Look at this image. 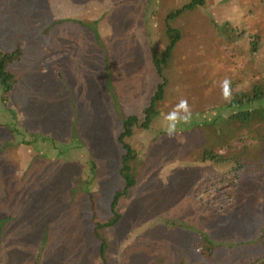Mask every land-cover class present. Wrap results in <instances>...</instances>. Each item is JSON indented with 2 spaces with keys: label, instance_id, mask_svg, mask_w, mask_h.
Returning a JSON list of instances; mask_svg holds the SVG:
<instances>
[{
  "label": "rangeland",
  "instance_id": "rangeland-1",
  "mask_svg": "<svg viewBox=\"0 0 264 264\" xmlns=\"http://www.w3.org/2000/svg\"><path fill=\"white\" fill-rule=\"evenodd\" d=\"M187 1L0 0V46L21 49L0 100V264H101L96 229L110 264H245L264 251V159H202L252 140L255 123L226 141L217 128L225 78L230 100L264 84V0H205L171 20L166 90L142 127L166 14ZM182 98L193 117L169 139L163 115ZM130 114L136 182L124 189Z\"/></svg>",
  "mask_w": 264,
  "mask_h": 264
},
{
  "label": "trees",
  "instance_id": "trees-1",
  "mask_svg": "<svg viewBox=\"0 0 264 264\" xmlns=\"http://www.w3.org/2000/svg\"><path fill=\"white\" fill-rule=\"evenodd\" d=\"M205 0H188L186 3L170 10L166 14V29L169 42L163 49L161 54L155 57L156 70L158 75V83L154 93L149 98V103L144 108V121L142 127L148 128L152 124L154 117L159 114L158 104L163 99L166 90L167 77L164 74V66L171 56L172 49L178 40L179 30L171 25V20L177 18L183 12L193 9L197 6H203ZM21 49L17 46L14 49H3L0 46V100L7 101L8 94L12 91L17 82V76L11 69V62L20 58ZM3 101V102H4ZM226 107H230V114L222 117L220 126L217 128V140L226 141L230 136L237 134L244 125L253 127L255 123L254 133L251 134V142L243 143L239 147H231L229 150L219 153L212 147L204 149L202 159L211 162L225 163L236 158H244L246 152L252 157L264 159V84H255L248 91L237 92L234 98L227 100ZM13 112V111H12ZM215 120V117H213ZM225 123V125H224ZM138 124V116L130 114L125 116L122 123V130L119 134V141L123 149L122 164L120 167V175L126 180L125 188L133 186L136 182L135 171L133 166V158L137 152V148L131 143L130 136L135 132V126ZM123 191H120L122 193ZM119 193H116L113 199V207L118 200ZM118 214V213H117ZM114 220L116 214L113 213ZM97 230V229H96ZM96 235L100 240V259L101 264H110L106 258V243L101 234L96 231ZM264 230V228H263ZM245 264H264V251L258 253L256 257L246 260Z\"/></svg>",
  "mask_w": 264,
  "mask_h": 264
},
{
  "label": "clouds",
  "instance_id": "clouds-1",
  "mask_svg": "<svg viewBox=\"0 0 264 264\" xmlns=\"http://www.w3.org/2000/svg\"><path fill=\"white\" fill-rule=\"evenodd\" d=\"M231 80L225 78L221 83V94L225 100L230 99ZM193 113L187 99H181L170 111L163 115L162 131L169 139H174L178 132V126L191 122Z\"/></svg>",
  "mask_w": 264,
  "mask_h": 264
}]
</instances>
